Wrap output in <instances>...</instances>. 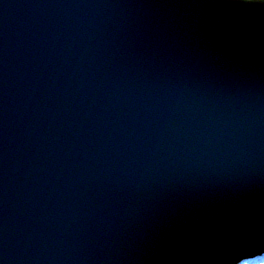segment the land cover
Returning a JSON list of instances; mask_svg holds the SVG:
<instances>
[{
  "label": "water",
  "instance_id": "water-1",
  "mask_svg": "<svg viewBox=\"0 0 264 264\" xmlns=\"http://www.w3.org/2000/svg\"><path fill=\"white\" fill-rule=\"evenodd\" d=\"M264 254V0H0V264Z\"/></svg>",
  "mask_w": 264,
  "mask_h": 264
},
{
  "label": "rangeland",
  "instance_id": "rangeland-1",
  "mask_svg": "<svg viewBox=\"0 0 264 264\" xmlns=\"http://www.w3.org/2000/svg\"><path fill=\"white\" fill-rule=\"evenodd\" d=\"M237 264H264V254L254 259L242 260Z\"/></svg>",
  "mask_w": 264,
  "mask_h": 264
}]
</instances>
